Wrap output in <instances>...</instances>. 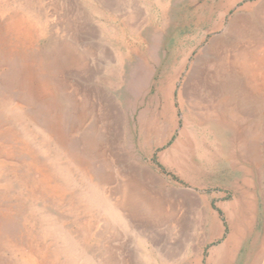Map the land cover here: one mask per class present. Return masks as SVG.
<instances>
[{
	"label": "rangeland",
	"instance_id": "rangeland-1",
	"mask_svg": "<svg viewBox=\"0 0 264 264\" xmlns=\"http://www.w3.org/2000/svg\"><path fill=\"white\" fill-rule=\"evenodd\" d=\"M230 2L243 3L224 19ZM255 2L264 0H0V264H42L44 247L52 260L54 242H65H53L58 234L89 264H110L108 243L119 249L122 264H163L164 254L183 240L166 219L140 222L139 239L116 226L120 237L107 240L99 237L106 217L98 230L80 205L93 196L110 211L107 204L120 197L114 196L123 184L165 199L190 190L202 196L222 237L201 245L184 264H264V138L253 136L263 162L250 168L233 125L200 114L185 95L199 60L225 32L222 20L228 26L239 8ZM15 21L30 37H15L9 28ZM73 37L86 46L70 48ZM74 54L82 58L73 67ZM248 77L250 93L264 104V89L257 88L264 67ZM192 120L200 125L191 149ZM185 125L188 138L181 137ZM43 170L68 185L61 200L35 187ZM244 199L249 210L239 219Z\"/></svg>",
	"mask_w": 264,
	"mask_h": 264
},
{
	"label": "bare ground",
	"instance_id": "bare-ground-1",
	"mask_svg": "<svg viewBox=\"0 0 264 264\" xmlns=\"http://www.w3.org/2000/svg\"><path fill=\"white\" fill-rule=\"evenodd\" d=\"M240 3L243 2H230V6L225 8L226 12L224 14V19L225 16L230 13L233 8L238 7ZM224 19L219 29H223L225 32L212 40L211 46L207 50V55L199 60L200 66L194 68L195 71L186 86L185 95L191 103V108L199 110L200 114L204 111L208 117L217 120L221 119L223 122L228 121L232 124L237 133L242 136L239 142L236 143L238 147L240 145L241 159L245 161L250 168H261L263 158L258 152V150L260 151L258 141L254 139L253 136L255 135L259 139L264 138V104L258 93L255 95L250 93L248 88L249 81L246 79L249 78L248 75L251 71H254L260 66L264 67V2H255L251 5L245 4L238 9L235 20L228 26L224 24ZM9 28H12L10 30H13L17 39H19V37H30V29L24 26V23L15 21ZM254 36H256V38ZM68 42L69 47L75 49V51L77 48L80 49L86 46V44L84 45L82 41H78L74 37ZM215 45H218V47L213 49ZM255 53L257 55H255ZM235 54L240 59L236 58ZM74 55L71 58L70 64H68L73 67L78 66L79 59L81 60L82 58L80 57L78 59L76 55ZM210 64L214 65V72L206 71V65ZM257 88L261 92L262 89H264V84L260 87L257 86ZM41 89L45 91V93L48 91L46 87H40V90ZM197 89L198 91L200 89V94ZM201 95L203 98H201ZM253 111H256L254 115ZM192 122L191 128L194 132L192 133V140L187 144V147L191 149L196 146L198 141L197 138L193 141V138L197 135L195 131L196 127L200 125L198 121L192 120ZM186 128L188 129L189 127L186 125ZM187 129L183 132V136L186 138L189 136ZM122 166L124 165H121V167ZM45 172L46 170H43L42 178L35 187L38 188L40 185L43 189L48 191L50 195L61 200L62 197H60V192L64 194L67 191L68 185H62V182L57 183V181L54 180L53 174L49 172L47 174ZM64 173L60 172L59 176L64 180H67V178L69 180V175L66 176ZM108 176L110 175L108 174ZM147 180L151 182L152 178ZM134 181L137 183L138 180L135 178ZM246 183L247 181L243 183L242 187L240 185V190H243V192L246 189ZM156 184L160 189L165 187L163 180L162 182L161 180L156 181ZM134 187L133 190H126L123 184L121 187L122 194L114 196L117 198L120 196L115 202L112 197L113 202L107 204L110 207V211L107 209V212L101 210V206L103 205L101 202H98L96 197L94 198L91 196V198L84 197L85 199H82L80 205L83 206L82 208L85 212L90 213L95 219L97 223L96 228L98 230L101 226L102 216H105L107 220L105 222L106 233H94L92 236L99 234V237L104 238L108 235L107 240L120 237L117 233L118 229L116 226H118L128 235L133 236L134 239H139L142 234L140 231L138 232L139 228H141L140 222L146 225L149 224L148 222H153L157 218L166 219V223L172 228V233L176 232L183 240L174 244L172 248L173 252L164 254L163 264H184L189 260L192 253L199 249L201 245L212 243L216 237H222L220 224L217 221H213L214 219L209 221V214L207 210L203 208L205 203L204 199L195 191L192 192L190 190L184 193L183 196L182 194H178L177 196L170 195L169 199H165L160 193L147 192L143 194L142 192H144V190L142 187H139L138 184H135ZM138 187L139 189H136ZM248 210V201H246V199H244V201L241 200L240 213L237 218H245ZM208 226H210L209 233H206L205 231ZM216 229L219 231L217 232ZM231 229L236 231L238 227L235 223L231 222ZM88 231L90 233L95 232V228H92L91 231L89 229ZM113 233L117 234L113 235ZM48 234H51L50 230ZM61 235H55L53 239V242L56 240H63L65 242L62 245H58L54 242L56 248L53 250L52 260L49 259L48 247L39 250L38 257L41 263L44 264V262L50 261L51 264H89L80 257L81 253L78 246L72 244L74 246L73 248L70 245L71 243L69 244L68 239L62 238ZM232 239L233 237H230V240ZM153 242L155 245L159 244L158 241L156 242L154 240ZM102 250L103 249H101V251ZM105 251L108 258L107 260L110 264H122V260L116 257V255L119 254L118 248L108 243ZM191 264L202 263L193 262Z\"/></svg>",
	"mask_w": 264,
	"mask_h": 264
},
{
	"label": "crops",
	"instance_id": "crops-1",
	"mask_svg": "<svg viewBox=\"0 0 264 264\" xmlns=\"http://www.w3.org/2000/svg\"><path fill=\"white\" fill-rule=\"evenodd\" d=\"M187 128H186V125H185V129H182V134H181V137L183 136V132L186 130ZM180 144V143H179ZM179 146L177 145V146H175V150H177V148H178Z\"/></svg>",
	"mask_w": 264,
	"mask_h": 264
}]
</instances>
